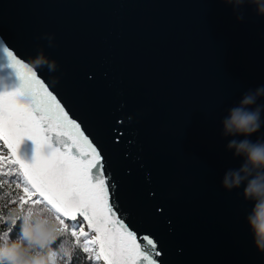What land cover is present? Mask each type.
Here are the masks:
<instances>
[{"label": "water", "instance_id": "95a60500", "mask_svg": "<svg viewBox=\"0 0 264 264\" xmlns=\"http://www.w3.org/2000/svg\"><path fill=\"white\" fill-rule=\"evenodd\" d=\"M5 47L100 146L108 202L138 241L154 239L157 264H264L246 221L252 202L243 186L222 187L242 160L221 121L264 85V15L254 4L0 0V91H15L22 81ZM41 51L54 72L29 63ZM261 135L264 126L251 139ZM17 155L31 164L35 143L25 137Z\"/></svg>", "mask_w": 264, "mask_h": 264}, {"label": "snow or ice", "instance_id": "6c2138e0", "mask_svg": "<svg viewBox=\"0 0 264 264\" xmlns=\"http://www.w3.org/2000/svg\"><path fill=\"white\" fill-rule=\"evenodd\" d=\"M3 51L22 81L15 91H0V140L9 150L8 163L17 166L15 172L24 191L21 203L30 200L48 205L65 229L66 221L75 222L72 235L78 230L79 236L86 238L84 250L94 252L97 260L106 264H157L161 253L154 239L146 235L138 241L122 219L116 218L114 201L108 202L100 146H93L81 124L69 118L57 96L26 63L8 47ZM25 137L36 145L31 164L17 155ZM45 148L46 153L42 151ZM4 159L0 157V164ZM78 217L95 233L90 239L79 228L82 221ZM149 249L155 250V256Z\"/></svg>", "mask_w": 264, "mask_h": 264}, {"label": "clouds", "instance_id": "9594fccd", "mask_svg": "<svg viewBox=\"0 0 264 264\" xmlns=\"http://www.w3.org/2000/svg\"><path fill=\"white\" fill-rule=\"evenodd\" d=\"M222 2L233 5L234 11L251 3L256 6L258 15H264V0ZM237 20H243V15H237ZM48 39L51 42L52 37ZM29 63L36 69L47 67L50 72L58 67L57 62L48 59L43 51ZM260 97H264V85L244 92L221 121L223 136L233 137L226 148L242 160L238 168L225 171L222 187L231 191L243 186L245 200L252 202L246 221L253 234L254 246L264 253V135L251 139L264 126V104L257 103ZM239 136L244 138H235ZM10 219L13 224H19V231L14 239L6 233L0 235V264H69L75 251V241L56 216L43 206L36 204L12 209Z\"/></svg>", "mask_w": 264, "mask_h": 264}, {"label": "trees", "instance_id": "16d2710c", "mask_svg": "<svg viewBox=\"0 0 264 264\" xmlns=\"http://www.w3.org/2000/svg\"><path fill=\"white\" fill-rule=\"evenodd\" d=\"M10 153H5L0 150V157H4L3 164H0V235L7 234L11 238H15L18 235L19 224H13L10 216L11 210L15 208H23L26 206H34L36 204L31 203H21V197L24 196L23 184L20 178L15 172L16 165H10L8 163V157ZM43 206L48 212L56 216V213L51 210V208L46 204H39ZM68 223V228L65 229L70 235L71 239L75 241V251L69 264H100L91 250L85 251V237L79 236V231L77 230V235H72V230L76 225L66 221ZM64 227V226H63ZM65 228V227H64ZM80 228V227H79ZM88 237L91 238L93 233L88 232ZM55 247V245H54Z\"/></svg>", "mask_w": 264, "mask_h": 264}, {"label": "rangeland", "instance_id": "374dc122", "mask_svg": "<svg viewBox=\"0 0 264 264\" xmlns=\"http://www.w3.org/2000/svg\"><path fill=\"white\" fill-rule=\"evenodd\" d=\"M0 150H1L2 152L9 153V151H8V149H7V147H6V145H4V143H3L2 140H0ZM82 229H83V231L86 232V233H88V232L91 233V231H89V230L86 228V226H84V225H83ZM92 233H93V232H92ZM94 235H95V234L93 233L92 236H94ZM93 254H94V256H95V253H94V252H93ZM95 258H96V256H95Z\"/></svg>", "mask_w": 264, "mask_h": 264}]
</instances>
